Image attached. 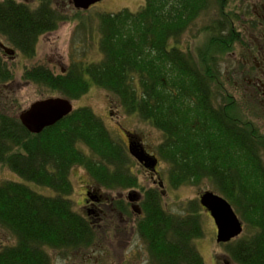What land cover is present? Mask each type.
Returning <instances> with one entry per match:
<instances>
[{
    "label": "trees",
    "instance_id": "16d2710c",
    "mask_svg": "<svg viewBox=\"0 0 264 264\" xmlns=\"http://www.w3.org/2000/svg\"><path fill=\"white\" fill-rule=\"evenodd\" d=\"M239 6L232 0H144L136 12H102L97 15L101 58L72 61L64 74L36 67L24 75L50 95L70 100L97 85L125 112L150 122L163 134L157 155L167 164L171 186L207 182V190L226 198L245 227L239 239L226 244L232 258L238 264H264V132L226 90L220 74V61L241 40L230 15L234 11L238 18ZM214 7L218 15L202 28L206 42L194 53L190 47L181 49V35ZM24 8L15 0L0 2V19L25 15L26 26L17 34L26 40L33 16L42 17L34 18L33 28L43 24L33 29L37 34L70 18L51 0L34 12ZM246 97L249 111L264 108ZM127 156L121 141L88 107L73 109L36 134L15 116L0 114V165L23 180L0 182V228L15 237L0 247V264H53L54 252L68 255L95 246L97 233L65 196L71 190L69 170L83 167L97 183L115 187L113 176L127 167ZM24 181L57 195L40 194ZM144 208L138 230L153 264H203L193 244L203 235L196 201L188 203L186 214L176 215L154 193Z\"/></svg>",
    "mask_w": 264,
    "mask_h": 264
},
{
    "label": "rangeland",
    "instance_id": "374dc122",
    "mask_svg": "<svg viewBox=\"0 0 264 264\" xmlns=\"http://www.w3.org/2000/svg\"><path fill=\"white\" fill-rule=\"evenodd\" d=\"M24 1L31 4L30 9L34 12L41 8L44 0ZM232 1L234 6H236L237 4L246 3L248 0ZM257 1L254 0L250 6H247L248 13H252L255 7H253V5L257 3ZM143 4L144 0H103L91 6L87 11H79L78 14L76 13L73 15L74 11L69 0H51V6L53 8L65 11L70 18L60 22L54 31L41 33L42 35H40L37 41L36 53L33 58H26L19 55L13 60H7V64L12 70L14 79L0 87V91H2L0 104H3L6 108L4 111L0 108V111L11 116L12 114H17L21 109L26 108L30 103L34 102V100L50 95V90L48 88L21 80V73L25 66L30 67L32 63L38 61L45 65H49L48 67L51 68L55 74L62 71L63 72L60 74H64L72 61L77 63H88L98 60L101 58V53L98 50L99 32L97 15L102 12L114 13L121 9H128L131 12H136ZM257 7L258 6H256V8ZM229 11L230 10H227V12ZM203 13L178 39L177 43L181 49L186 50L190 47V50L196 51L197 47L202 46L204 41L206 42L208 38L207 33L202 31V28L204 25L209 24V17L214 14L218 15V12L214 7L206 13L207 16ZM230 15L233 17L231 20L233 27H235V29L243 28V19L240 16L236 18L234 11L230 13ZM261 31H263L262 28L259 32ZM177 43L174 40L170 41L171 45H176ZM195 51H193V53ZM230 62L232 64L231 66L237 64L234 58L229 57L227 54L220 61V74L224 80L222 84H224L226 90L235 94L238 103L243 109L247 110V117L259 127L261 132H264V108L261 106L255 111H249V107L246 104L247 95L245 94L247 92L243 85L244 81L239 80L238 73L230 72L228 67V65L230 66ZM4 88H6V91H3ZM72 104L74 109L88 107L93 110L96 115L102 119L114 139L120 140L123 136L122 131L124 129L132 131L135 135H139L143 139L142 141L144 145L147 146L148 150L158 153V146L163 141L162 132L152 126L150 122L141 118L137 113L125 112L120 106V103H118V100L114 98L110 92L92 84L88 86V89L80 95L79 98L72 100ZM6 110L8 112H6ZM160 159L161 162L159 163L158 170L161 178H163V188L168 191L167 195L164 196L161 201L164 203L167 211L176 215L186 214L187 211H189L188 203L192 200L196 201V213L199 215L203 235L202 237L196 238L193 244L199 251L203 264H238L232 258L229 245L215 242L216 228L213 220L209 213L205 211L199 203V194L210 189V185L207 182H203L198 185L187 184L178 186L177 188L172 187L166 176L167 164L162 158ZM126 164V166H128V171L136 177L138 186H142L143 188L155 186L150 179L149 173L138 164L136 159H132L131 157V159L127 160ZM68 178L71 190L69 189L68 192L64 193L66 194L65 196L69 198L72 208L80 214L83 213L82 206L84 205L83 199L86 187L89 186V189L96 188L101 193L113 196H116L117 192L121 191V189L124 190L122 184L119 183H116L115 187L97 183L95 179L89 176L83 167H71ZM5 181L23 182L15 172L0 165V182ZM24 183L28 184L33 190L40 194L48 196L57 195L55 191L46 186H38L25 181ZM123 192L124 194L126 193L125 190ZM104 221H102L101 224H103ZM98 235L95 249L99 250L94 253L95 255H102L97 263L90 262V264H153L146 243L139 234L136 233L131 235L126 244L122 240L121 235L118 237V232L116 230L111 231V236L109 237L107 232L104 234V230L99 229ZM14 239L15 237L10 234L6 228H0V247L13 243L15 241ZM237 239H239V237H236L234 240ZM91 251L92 250L88 249L83 251L73 250L68 253V255H63L61 251L54 252L52 254L53 264H88V261L83 259V257L86 258L85 255L91 253Z\"/></svg>",
    "mask_w": 264,
    "mask_h": 264
},
{
    "label": "flooded vegetation",
    "instance_id": "af4514ba",
    "mask_svg": "<svg viewBox=\"0 0 264 264\" xmlns=\"http://www.w3.org/2000/svg\"><path fill=\"white\" fill-rule=\"evenodd\" d=\"M2 1L4 0H0V2ZM15 1L23 4L25 6L24 9L30 8L31 4L26 3L24 0ZM253 1L254 0H248L246 3L240 4L238 7L240 10L239 16L243 19L244 23L242 24L243 28L234 29L235 32L241 37V40H235L232 44L231 51L227 52V55L234 58L237 64L235 66L233 65V67L231 66L232 64L230 62V66L228 65V67L231 73H238V78L240 81H244L243 85L246 88L249 101L253 103H262L264 105V1L256 0L257 3L253 5V7H255L253 8L252 13H248L247 6H250ZM256 6L258 7L256 8ZM24 18H26L25 15H16L14 18H11L10 15H5L2 19H0V71L5 72L7 75L5 78H0V87L4 86L10 81H13L14 79L12 70L7 64V60H13L19 55H22L26 58H33L36 53V45L40 35L54 31L56 29L55 28L54 30L45 31L42 34H37L38 31H34L33 29L39 30V27H42L43 24L37 28L35 26L33 28V24L35 23L34 18L42 17L33 16L32 23L27 26V29L29 26H31L29 27L30 30L27 34L28 38L27 40L25 38L23 39L22 33L21 35H18L17 33L21 28L26 26L24 23ZM36 21H38V19H36ZM261 28L263 31L259 32ZM48 66L49 65H45L38 61L32 63L30 67L25 66L21 73V80L34 83L31 80L25 78L26 76L24 75V71L29 68L44 67L55 74ZM3 91H6V88H4ZM1 92L2 91H0V96H2ZM0 108H2L3 111L6 109L3 104H0ZM24 109H21L17 114H12L11 116L17 117L18 114ZM3 111H0V114L5 113ZM6 112L8 111L6 110ZM122 134L123 136L121 137L120 141L128 154V159H131V157L132 159L136 158L131 153V150H134L137 153L139 150H141L143 154L154 156L156 158L157 162L153 169L146 166V162H139L136 159L138 164L149 173L150 179L152 180V183L155 184V186L147 188L138 186L136 177L128 171V166L126 168L120 167L118 168L120 174L116 173L113 177L116 178L115 181L117 184H122V187L126 193L124 194V190L118 188L121 189V191L117 192L116 196H113L101 193L96 188L89 189L88 186L86 187L84 194L85 196L83 199L84 205L82 206V215H84L86 220L89 221L96 233L98 230L97 237L99 236V229L104 230V234L107 232L109 237L111 236V231L116 230L118 232V237L121 235L122 240L126 244L128 238L131 235L136 233L139 234L138 224L144 218V206L149 201H152L154 193H157L162 199L167 195L168 191L163 188V178H161L158 170L161 159L157 153L148 150L147 146L144 145L142 141L143 139L139 135H135L132 131H127L124 129ZM107 176L111 177V175ZM162 206L166 209L164 203H162ZM102 221H104L103 224H101ZM97 241L98 238L95 240L94 245H97ZM95 248V246L88 248V250H92L91 253L86 254V258L83 257V259L88 261V264H90V262L97 263L100 260L102 254L95 255L94 252L99 250H96Z\"/></svg>",
    "mask_w": 264,
    "mask_h": 264
},
{
    "label": "water",
    "instance_id": "95a60500",
    "mask_svg": "<svg viewBox=\"0 0 264 264\" xmlns=\"http://www.w3.org/2000/svg\"><path fill=\"white\" fill-rule=\"evenodd\" d=\"M102 0H69L75 9L86 10ZM72 111L69 99L51 96L32 102L26 109L18 114L22 126L30 133L41 132L45 127L51 126ZM131 153L139 162H146V166L154 168L156 158L143 154L141 150ZM139 154V155H138ZM200 205L209 213L216 227L215 241L227 243L238 237L243 231V223L234 211L229 201L212 190H205L199 194Z\"/></svg>",
    "mask_w": 264,
    "mask_h": 264
}]
</instances>
